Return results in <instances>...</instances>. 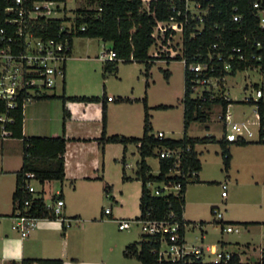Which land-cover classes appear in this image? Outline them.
Listing matches in <instances>:
<instances>
[{
	"label": "trees",
	"instance_id": "trees-1",
	"mask_svg": "<svg viewBox=\"0 0 264 264\" xmlns=\"http://www.w3.org/2000/svg\"><path fill=\"white\" fill-rule=\"evenodd\" d=\"M65 2V0H54ZM255 0H238V15L240 20L236 23L231 20V0H217L213 12L207 19L204 29L199 36L190 38L188 33L183 36L182 54H177L173 59H185L184 65V90L180 100L183 107V134L180 139L162 138L158 139L152 134L150 108L147 105V99L129 97H107L105 93L101 96H72L65 97L61 95L62 100V125L70 117V113L65 106L67 101L101 103L103 131L101 137L97 139L100 151L107 143H119L124 146L128 144L137 145L139 161L137 162L136 177L141 182V194L139 198V216L137 219L164 220L168 219L177 222L180 226L188 225L190 222L183 219L184 211V193L189 183L197 180V173L200 169V162L194 147L198 143L218 142L221 146V156L223 169L229 167L228 142L225 136L220 139L214 137H188L187 130L191 123H205L209 119V111L212 105L221 106V118H223L226 107L231 103L223 96V79L227 75H234L238 71L246 68L260 67L264 68V62L258 66L255 62L243 63L232 62L229 70H224L222 63L220 66H214V70L209 72L208 76L219 78L220 92L215 95L212 92L204 91L201 97H192L191 82L192 73L189 71V64L203 62L207 58L208 47L214 42H225L227 48L235 45L245 48L248 51L261 53L264 56V28H259L258 21L252 7ZM90 7L77 8L73 18H51L39 19L36 25V31L44 37H54L59 32V27L63 22L70 24L71 32L67 33L68 44L71 50L73 37L99 38L104 42L111 44L109 50L115 52L116 59L105 61L103 72L106 74L115 73L119 61L123 63L141 62L143 63L142 75L145 78V88L149 86L150 69L154 58L149 56L148 50L154 44V28L162 21L168 19L171 14L170 0H150L148 9H145L141 0H87ZM11 4V0H0V27L5 24L7 13L6 8ZM91 8V6H93ZM217 25V28L216 26ZM42 26V27H41ZM83 27V30H81ZM224 28L221 37H218L220 28ZM65 34V32H64ZM169 30L165 32V38L162 43L165 44ZM260 42L262 49L254 46ZM213 52V51H212ZM170 59V58H167ZM165 79L169 78V71L164 70ZM54 96H43L44 98H53ZM139 101L143 106V133L141 137H127L114 134L107 135L105 132L106 123V103L107 102H131ZM256 106L258 115V140L257 143L264 145L262 139L264 134V101L259 98L257 101L246 100ZM171 106L160 105L159 109H166ZM6 114L11 118V122L5 124V128L11 132V138L19 139L22 143V165L16 172V186L12 194L13 212L15 216L18 207L23 205L24 200H31V204L26 208V214L37 218H46L54 220L55 218L46 209V201L42 196L32 197L23 190V176L25 173H33L39 183L45 181H62L64 179V159L66 139L62 136L42 137V136H24L23 126V108L19 104L14 109H8L6 104L0 101V114ZM249 142L238 140L235 144L244 145ZM162 149H178L180 151L181 163L179 165V174H175V161L172 158H159L158 153ZM149 157L158 158V172L152 174L146 159ZM195 172V175H192ZM125 176L123 180H127ZM163 182L169 184L180 183L181 188L177 195L172 193L163 196H154L146 188V183ZM109 187L104 190L108 193ZM54 200V199H52ZM213 208H211L212 210ZM204 225V222H198ZM195 224V223H194ZM248 223H242L247 225ZM150 244L140 236L138 242L128 244L123 249L125 258H136L142 262H151L152 257L148 254ZM62 264L60 259H22L21 261H10L9 264ZM205 264H249L240 262L236 253L224 255L218 263ZM264 264V258L261 263Z\"/></svg>",
	"mask_w": 264,
	"mask_h": 264
},
{
	"label": "crops",
	"instance_id": "crops-1",
	"mask_svg": "<svg viewBox=\"0 0 264 264\" xmlns=\"http://www.w3.org/2000/svg\"><path fill=\"white\" fill-rule=\"evenodd\" d=\"M69 58L71 59V50ZM126 67L130 66H117V71L115 73H110L109 76L105 75V78L101 80V83L96 82L94 84V89H89L88 86H86L84 78L81 76L78 79L80 82L78 86H74L71 82L73 81V72L71 71V66H65L64 82L60 87L61 92H54L53 94L48 95L54 96L53 98L38 99L30 102V104H28L26 108L24 107L23 109L22 132L24 136L57 137L63 135L66 139L65 150L63 154L64 179L62 181L53 180L45 181L43 183L38 182L37 184L40 186V188L36 189V195L38 194L42 196L46 202L56 198L63 199L64 206L62 209V216L69 219L70 221L74 220L77 226L85 222H107L104 218H108L110 219V222L117 224L118 220L133 219L139 216L140 213L139 198L141 194V182L136 177L137 162L139 161L137 145L128 144L124 148V146L119 143H107L103 148V152H101L97 141V139L101 137L103 131L101 103L67 101L65 106L70 113V117L65 121L63 126V103L59 98L61 95H64L65 97L101 96L103 93H105L107 97L121 96L132 99L142 98L144 95L146 96L150 85L145 88L144 76L143 89H141L142 84L139 85L140 87H138V89L137 87L135 89L138 74L140 73L142 75L143 67L137 68V66H132L134 68L130 70H128ZM98 72V74H101L102 77L104 76L103 66H98ZM225 77L223 79L222 86L226 98L231 101L228 95H226V88L224 86ZM255 88L258 89L259 87L255 86ZM260 89L262 90L261 99L263 100V89ZM181 98H178L177 102L180 101ZM147 105L149 106L150 110L159 109L157 106L160 105L173 107V105L170 104H155L149 102L148 99ZM178 105L181 106L182 109L181 111L183 121V107L180 102ZM228 107L229 105L226 107V111L230 114V120L238 123V120L236 121L233 119V115L228 111ZM255 119L257 120V126L259 128L256 108ZM240 124L246 126V123L243 121L240 122ZM151 126L152 134L155 135L157 132H162L164 134V138H166L164 130L159 129L154 132L152 115ZM188 130V137H199L190 136L188 134ZM222 131L223 133L221 137L225 136L226 132L228 131V126L224 119L222 121ZM249 131L252 133L251 136H247L246 134L244 137L238 139L239 141L244 140L249 143L240 145L235 144V142H228L230 160L227 170L223 169L222 162V169L226 173L223 182L227 183L231 177H233L236 182L238 180V162L234 158L235 152L230 150V143H233L236 148L248 149L245 150L246 157H248L246 158L245 162L240 163V166L252 170L251 173H255L254 171L257 164L253 157L254 154L261 151L257 150L258 147H260L264 153V145L257 143L258 133L256 137H254V132L252 130ZM105 132L107 135L119 134L127 137H141L143 133L142 103L139 101L107 102ZM181 137L168 138L180 139ZM212 137L216 139L215 136ZM207 143H211V141L198 144ZM198 144L195 145L194 149L197 152V157L200 162V169L197 173V180L195 182L189 183L188 185H192V187H200L206 184H215L216 187H218V184L220 187V184L222 183L221 181H209L208 179L200 176L202 171V160L201 156H199L200 153L197 151ZM219 147L221 153L220 144ZM251 147L254 148L251 149ZM153 158L156 159L158 167V158ZM21 165V141L11 137H0V212H3L0 213V222L2 219H4L2 218L3 216H8L9 220H11L13 223L15 222V217L11 215L13 212L12 194L16 186V172L21 168ZM149 167L152 172L150 165ZM152 174L157 173L152 172ZM124 176L128 179L123 180ZM235 185L238 184L236 183ZM105 186L110 188L108 193L104 190ZM187 186L184 193L185 204L187 202L186 198L189 191ZM227 196L228 195L226 194V197ZM226 197L222 198L225 199ZM2 199H4L5 204L8 205L7 211L5 209L2 210L4 203ZM197 203L199 202H195L196 205H198ZM201 203H204V201H201L199 204ZM207 204L211 206L210 212L211 208L217 207L210 205L212 204L211 201H207ZM228 204H233V202L230 201ZM105 208H110V215L103 214V210ZM217 208L219 209V207ZM183 219L189 222V220L185 218L184 211ZM192 222L196 223L195 221ZM235 222L237 223V221H225L223 217L221 223L233 224ZM238 223L241 225L242 223H248L247 225H244L248 226L251 224H260L262 222L238 221ZM11 229L14 230L13 228ZM65 229L66 228H64V233H62V238L59 239L60 243L62 244V248L59 253H54V255H45L47 251H45L44 247L42 246H44L45 243L47 244L52 231L57 232L59 230V223L55 219L39 220L36 226L24 238L19 236L15 239H8L6 236L3 247L4 257L1 259V261L5 264L10 261L19 262L22 259H60L62 264H101L98 261H82L73 257V255H71L67 249L68 236L70 233L65 231ZM220 245L224 253H236L239 256L240 262L251 264V262L248 261L243 262L242 255L238 254V252L225 250V242H220ZM263 258L264 247L260 250L258 259L253 264L261 263Z\"/></svg>",
	"mask_w": 264,
	"mask_h": 264
},
{
	"label": "rangeland",
	"instance_id": "rangeland-1",
	"mask_svg": "<svg viewBox=\"0 0 264 264\" xmlns=\"http://www.w3.org/2000/svg\"><path fill=\"white\" fill-rule=\"evenodd\" d=\"M90 7L87 0H65L60 5L61 12L57 14L58 17L73 18L77 8ZM91 6V8H93ZM68 23V22H67ZM68 25V24H67ZM156 37V32H154ZM179 40V35L172 40H167L166 44L162 43V37L155 38L154 44L149 48L148 54L154 58L150 69L149 90H147V99L152 103L170 104L173 107L166 109H151L150 114L153 116L154 132L159 129L165 131V137L179 138L182 134V109L177 102L183 93V62L173 59L178 50L176 47L170 46ZM111 44L104 42L99 38H85L73 37L71 45V59L66 61L65 66H71L73 72L74 86L80 83L78 79L84 78L86 86L89 89H94V84L101 83L103 77L98 74V66H105L103 61L97 59L99 53L104 50H109ZM174 49V50H173ZM170 58V59H167ZM117 66H130L126 67L128 70L137 66L142 68L141 62H118ZM167 70L170 73L168 79H165L163 71ZM109 76V74H106ZM143 75L138 74L135 89L140 87L143 89ZM68 81V80H67ZM116 82V81H115ZM224 86L226 88V95L231 99L228 111L233 115L234 120L238 123L245 122V130H252L254 137L257 135V120L255 119V104L248 103L246 100L252 98L257 101L255 97V86L263 89L264 100V68H246L243 71H238L235 75H228L225 77ZM213 90H216L212 86ZM93 91V90H90ZM56 93H60V87H56ZM30 104L27 103L26 106ZM154 105V104H153ZM221 106L219 104L212 105L209 111V119L205 123L193 122L190 125L188 134L190 136H215L220 139L222 131ZM207 127V128H206ZM3 138V137H2ZM254 147H251V149ZM250 149V148H249ZM230 150L234 151V158L238 162V180L237 182L231 177L227 181L225 199L222 198L221 188L217 184H206L200 187H192L188 185L187 202L184 207V215L189 224L185 226V239L188 242H195L196 244H210L225 242V250L238 252L242 255L243 262H251L253 264L257 261L260 250L264 247V153L261 150L254 154L256 161L255 173L252 170L240 166V163L245 162V150L236 148L233 143H230ZM197 151L200 153L202 160L201 177L209 181H221L225 179V171L222 169V157L218 142H211L207 144H198ZM137 157V156H136ZM138 158V157H137ZM148 165L151 166L152 172L157 173V161L155 158H147ZM8 178V177H7ZM238 185H235V184ZM236 186V187H235ZM34 187L39 189L40 186L34 183ZM4 201V199H2ZM201 201L204 203L199 204ZM207 201L219 207L223 212L225 221H237L238 233H221L219 231V222L214 221V217L210 212V207ZM233 204H228L229 202ZM48 200L47 203H50ZM195 202L198 205L195 204ZM5 206V207H4ZM8 209V205L3 203L2 210ZM3 213V212H0ZM7 213V212H6ZM1 218V216H0ZM0 222V264H4L1 259L4 257V241L7 236L8 239L18 238L19 234L16 230H12V221L8 216H3ZM85 222L78 226L74 220L70 222V227L66 228L69 234L67 249L73 257L82 261H98L101 264H141L136 258L131 259L123 256V249L128 244L138 242L140 240V232L136 226L131 227L129 230H119L117 224L110 222ZM58 221V220H57ZM204 222L202 226L203 231L200 232L198 228L193 226L194 222ZM238 221H259L260 224H251L244 226ZM59 223V230L52 231L50 238L45 243L44 249L47 251L45 255H54L59 253L62 244L60 238L64 233V227ZM14 224V223H13ZM195 237L197 238L195 240ZM249 248V249H248ZM5 264H9L5 263Z\"/></svg>",
	"mask_w": 264,
	"mask_h": 264
},
{
	"label": "built area",
	"instance_id": "built-area-1",
	"mask_svg": "<svg viewBox=\"0 0 264 264\" xmlns=\"http://www.w3.org/2000/svg\"><path fill=\"white\" fill-rule=\"evenodd\" d=\"M145 9H148L150 0H141ZM217 0H170L171 14L168 19L159 22L155 28L156 37L165 38V32L169 30L167 40H172L179 35V40L172 47H176L177 54L183 51V36L188 33L190 38L199 36L204 29L205 23L215 6ZM231 20L238 22V0H231ZM64 2L54 0H11L6 8L7 18L5 24L0 27V101L6 104L8 109H14L19 104L24 109L27 103L40 99L43 96L51 95L56 87H61L64 82L65 64L70 57V47L67 33L71 32L70 24L63 22L59 32L54 37H44L37 33L36 25L39 19L63 18L57 14L61 12L60 5ZM259 28H264V0H255L252 5ZM68 24V25H67ZM217 28V25H215ZM42 27V26H41ZM83 30V27H81ZM65 32V34H64ZM224 28H220L218 37H221ZM166 40V43H167ZM165 43V44H166ZM254 46L262 49L260 42ZM174 50V49H173ZM213 51V52H212ZM176 54V55H177ZM98 59L113 61L116 59L115 52L102 50ZM185 65V59L180 60ZM232 62L249 63L255 62L258 66L264 62L261 53H255L238 46H231L229 49L225 42H214L208 47L207 58L203 62L189 64V71L192 73L191 96L201 97L204 91L217 95L220 92L219 78L208 76L214 70V66L222 63L224 70H229ZM212 86L216 90L212 89ZM225 96V93H223ZM226 97V96H225ZM255 97H262L260 88L255 90ZM252 99V98H250ZM225 120L228 131L225 134L227 142H236L239 138L251 136L245 126L230 120V114L226 111ZM11 122V118L5 113L0 114V137H9L11 132L5 128V124ZM258 133V132H257ZM155 137L164 138L162 132H157ZM262 139L264 140V134ZM159 158H172L175 161V174H179L181 163L180 151L178 149H162L158 153ZM195 175V172H192ZM34 183H38L33 173H25L23 176V190L32 197H36ZM146 188L154 196H163L172 193L177 195L180 183L167 184L163 182L146 183ZM221 196L226 197L227 183L222 182ZM32 200V199H31ZM31 200H24L23 205L18 207L15 213V222L12 226L21 238H24L36 226L41 219L26 214V208ZM50 214L61 222L64 228L70 227V220L62 216L64 201L61 198L45 203ZM104 215H110V208L103 210ZM214 221L222 222V212L214 207L211 210ZM221 233H238V226L235 224H220ZM136 226L143 237V240L150 244L148 254L152 257L151 262L142 264H205L218 263L224 255L221 245L217 243L196 244L185 239V226H180L171 220H148V219H121L117 221L119 230H129ZM203 231L201 224H193ZM197 238L195 237V240ZM33 264H41L34 262Z\"/></svg>",
	"mask_w": 264,
	"mask_h": 264
}]
</instances>
